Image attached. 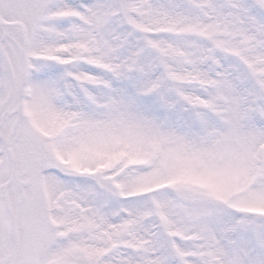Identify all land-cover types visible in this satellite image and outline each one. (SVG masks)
<instances>
[{
	"label": "snow or ice",
	"instance_id": "6c2138e0",
	"mask_svg": "<svg viewBox=\"0 0 264 264\" xmlns=\"http://www.w3.org/2000/svg\"><path fill=\"white\" fill-rule=\"evenodd\" d=\"M0 264H264V0H0Z\"/></svg>",
	"mask_w": 264,
	"mask_h": 264
}]
</instances>
